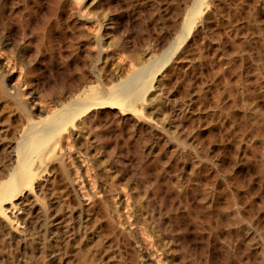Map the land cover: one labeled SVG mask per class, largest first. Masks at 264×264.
I'll use <instances>...</instances> for the list:
<instances>
[{"label":"bare ground","instance_id":"obj_1","mask_svg":"<svg viewBox=\"0 0 264 264\" xmlns=\"http://www.w3.org/2000/svg\"><path fill=\"white\" fill-rule=\"evenodd\" d=\"M216 1L193 0L188 10L186 23L183 25L184 27L190 25V37L184 39V42L178 37L183 45L179 47V51L176 50L178 51L176 54L170 50L169 56L164 59L159 55L155 61L149 60L150 62L147 63L144 60L146 56L140 57L139 60L137 59L140 66L126 73L122 72L123 69L119 73L113 71L108 64L109 61H102L97 71L87 72V69L80 71L74 66L75 69L77 68L78 75L74 78L69 76L71 79L64 81L59 86V90L57 89L58 91L52 88L53 96L49 97L50 100L45 107L22 99L25 92L22 94L20 85L10 83L9 64H4L0 60V96L12 98L21 110L17 124L3 115L8 119V122L6 121L8 124L3 125L5 129L0 127V136L5 135L1 138H8L7 142L2 143L1 146L4 158L0 160V204L14 218L21 221H14L12 218L13 221H7L8 224L5 226L9 232L19 237L18 246L25 249L33 243V239L36 238L34 235L43 237L46 243L51 241L57 245L63 242L69 245L72 239L74 241L72 233H69V226L75 222L79 225L78 230L82 228L92 233L91 240L96 248L99 247L100 252V249L107 245L111 253L108 252L112 255V258L108 257L114 259L116 264L119 260L124 261L129 258L130 264L264 263L263 196H261L263 203L260 201L263 206L261 203L258 206L259 203L251 192V180L247 184L250 178L245 179V183L242 180L244 178L240 176V172L245 170L258 174L262 181L264 180V146L260 150L256 147L258 144H255L259 140L264 145V109L260 108L256 102L254 106L249 103L254 101L246 93L250 81L249 72L242 64L236 66L228 62V66L222 68L220 66L222 61L217 69L211 68L210 64L211 70L209 68L206 70L208 74L201 69L196 71L195 63L185 68V64L192 63L191 59L189 60L191 56L188 58L186 52L201 30L205 29L208 23L210 24V19L215 14ZM3 2L0 0V7ZM56 2L57 7L64 4V0ZM85 33L87 34V31ZM3 45L9 46V42L4 44L0 42V53H5ZM105 50L108 51V49ZM153 50L154 48L145 55H150ZM164 55L166 56V53ZM15 61L13 60L14 65H16ZM157 61L161 64L157 63L160 67L156 69L154 66ZM224 62L227 63L226 60ZM258 65L257 67L255 65L257 76L264 73V69L258 68ZM174 73L175 76L182 74L181 77H185V81L189 80V77L195 80L189 85L190 88L187 89L189 92L187 91V94L185 92L184 97H180L181 93L177 95L180 99L179 102H175V105L172 104L175 90L171 91L169 87L174 83L169 81ZM230 74L235 76L234 82ZM177 78L180 77L176 76ZM193 85L196 87L193 92L196 102H193V96H191ZM225 94L230 97L233 94L236 95L231 97L232 101H229L231 103L220 105L222 96ZM209 96H212L214 100L213 103L211 102L213 106L209 103ZM239 102L244 105L251 104L253 106L251 112L253 111L255 116L245 118L240 111L241 116L245 118L244 124L240 122L242 126L235 119L238 116L235 111L243 108L239 106ZM226 124L241 132L237 135L235 131L237 140H235L234 151L230 152L232 153L229 155L230 160L226 159L225 150H222L221 129ZM110 127L127 130L130 133L127 134L128 136L136 137L134 141L138 142H135L137 143L135 145L137 150L136 148L135 150L139 159L138 166H140L138 176H136L137 169L134 170L129 165L131 160L129 159V163L125 160L128 155L124 156L122 153L123 146L121 149V146L119 147V144L126 142L117 143L118 140L115 139L114 147H111L112 133L110 135V132L107 133ZM245 127L251 128V132H247ZM166 132L170 134L164 135ZM123 135L126 136L124 133ZM148 135L152 137L155 135L158 140L164 141V147L161 150L159 148L158 153L152 150L146 151L147 141L143 143L142 136L148 138ZM118 136L121 135L117 134L116 137ZM109 148H112L111 151L108 150ZM248 151L254 154L249 155ZM226 154L228 155L227 152ZM136 163L134 161L131 164ZM190 163H192V169H189L192 172L184 177L186 180H183L181 178L183 173L180 171L187 172ZM110 173H113L112 175L115 173V176H110ZM134 178L138 181L135 182ZM192 180L196 183L190 186ZM31 186L34 193L30 189ZM262 192L258 195H264ZM113 194L116 196L114 197ZM41 199H47V203L44 200V203L42 201L43 204H40ZM165 214L169 216L166 217ZM222 214L227 216L223 217ZM181 216L186 217V220L182 221ZM222 217L226 220L224 221ZM30 229L32 233L28 237ZM143 229L147 232L146 234L141 233ZM191 233L194 234L192 238L198 241L196 243L199 244V251L192 249L194 246L189 243ZM82 236L85 238L84 235ZM77 242L80 243L77 248H79L78 255L82 263L85 264L91 260L94 262L97 257L95 253H92L89 247L87 248V244L82 246V240ZM192 242L191 244L194 245ZM50 248L54 249V247ZM124 253H128L129 258L124 256ZM104 254H106L105 251ZM164 257L169 258L170 261L163 259ZM59 259L62 262L66 260V257L61 256Z\"/></svg>","mask_w":264,"mask_h":264},{"label":"rangeland","instance_id":"obj_2","mask_svg":"<svg viewBox=\"0 0 264 264\" xmlns=\"http://www.w3.org/2000/svg\"><path fill=\"white\" fill-rule=\"evenodd\" d=\"M2 1H4L3 2L4 5L2 4V6L4 8H2V6L0 7V42L3 44L9 42V46L3 45V48H4L3 50H5V53H0V60L4 64H9L8 67H9L10 71H9L8 75H9L10 83L13 85H16V86L20 85V89L22 91V94L25 92V94H23V96H22V99L28 100L32 103H36V104H38L40 106H44V107H45V104H47V101L50 100L49 97L53 96L52 93L54 91H58L59 86L64 81L70 80L71 78H74L76 75H78L77 68H79L80 71H85L86 69H87L86 70L87 72L92 71V70L97 71L100 68L102 61H107V62L109 61L108 64L110 65V67L112 68L113 71H115V72L117 71L119 73L123 69L124 71H122V72H124V73H126L128 71L130 72L131 70H133L137 66H140V64L137 63L138 62L137 59L139 60L140 57L146 56L144 58L146 63L153 61V60L155 61L159 57V55H161L160 57H162L164 59L165 57L169 56L170 50L176 54L180 50V48L182 47V45H183L182 43L186 39H188L187 37H190L189 36L190 35L189 34L190 25H188V27L186 25L185 26L186 28L183 25L186 23L185 21L188 17V10L191 8L193 0H145V2H144V0H64V4H62L61 7H57V2H56L57 0H53V1L52 0H2ZM217 5H218V8H217ZM53 8H55V9L53 10ZM214 13L216 14V15L215 14L213 15L214 19H212L213 17H211L210 24L208 23L204 27L205 29L201 30V32L198 34V37L195 38V40H194L195 42L193 41V43L189 46L186 54H187L188 58L191 56L189 58V60L191 59L192 63L191 64L187 63L188 65L185 64V68H187L188 66L195 63L196 64L195 67H197V69L195 68L196 71H199L201 69V70H204L205 73L208 74V71L206 72L207 68H209L210 70H211V68L217 69V67H220V66L222 68L223 67L226 68L228 66V62H232V63H234L233 65H236V66L242 64L243 67L245 68V70L247 69V71L249 72L248 79L250 81L247 79V82L248 81L249 82H248V87H247L246 93L248 96H250L249 98L251 100H254L251 102L249 99V101H250L249 103H251L253 106L256 104L257 105L259 104L260 106L259 105L258 106L260 108L264 109V106L262 107V105H264L263 104L264 103L263 102L264 101V99H263L264 98V94H263L264 93L263 92V90H264V73L257 76L256 75L257 72L255 70V65L257 67L259 62H260V64L258 65V68H260L262 70L264 69V0H217L215 2ZM185 16H186V18H185ZM42 18H44V19H42ZM85 18H87V19H85ZM47 20H49V21H47ZM52 20H54V21L52 22ZM50 23H51V25H50ZM44 24H45V26H44ZM40 25H42V26H40ZM45 27H47V28H45ZM40 28H41V30H40ZM51 28L53 30H50ZM85 31H87L88 36H86L87 34L85 33ZM179 31H181V32H179ZM78 33H80V35ZM82 34H84V36ZM39 36H41V37L39 38ZM185 36H186V38H185ZM178 37H180L179 40L182 39L183 42L179 41ZM175 40H176V42H175ZM41 41H43L44 44ZM69 41L71 43H69ZM99 42H101L100 43L101 45L99 44ZM179 42L181 45L179 44ZM192 45H194V46H192ZM42 46H43V48H42ZM84 46H85V48H84ZM76 48H77V50H76ZM153 48L155 50V51L153 50L155 53L152 51L150 55L149 54L145 55L148 53V51H151V49H153ZM172 48H173V50H172ZM174 48H176V49H174ZM105 49H108L109 52ZM74 50H76V51H74ZM176 50H178V51L176 52ZM173 52H171V53L173 54ZM165 53H166V56L164 55ZM133 55L134 56L136 55V56L133 57ZM137 55H139V56H137ZM61 56H62V58H61ZM199 56H200V58H199ZM215 56H216V58H215ZM17 57H18V59H17ZM136 57H138V58H136ZM202 57H203V59H202ZM11 58L14 61L16 60L15 61L16 65H14L13 60ZM53 58H54V60H53ZM133 58H134V60H133ZM211 59H213V60H211ZM10 60H11V62H10ZM93 60L95 62H93ZM225 60L227 63L224 62ZM234 60H235V62H234ZM19 61H20V63H19ZM221 62H222V64H221ZM241 62H243V63H241ZM157 63L160 65L161 62H158V61L156 62L155 66H154L156 69H157V67L158 68L160 67L159 65H157ZM197 63H198V65H197ZM219 63L221 64L220 66H219ZM70 64H71V66H70ZM210 64H211V68H210ZM199 65H200V67H198ZM74 66L77 68L75 69ZM215 66H216V68H215ZM259 66H261V67H259ZM90 68H91V70H90ZM64 73H65V75H63ZM75 73H77V74H75ZM173 75H172L173 78H171L172 77L171 76V77H169V79L171 78V80H169V79L168 80L171 83L173 81H174V83L176 82L175 84L172 83V85L169 86L171 91H174V90H175V92H176V90L178 91L176 93L174 92V96L175 95L176 96L172 97V99L174 101L172 104L175 105V102L177 103V101L180 99V97H184V95L187 94V91H188L187 89L190 88L189 85L191 83H194L195 80H194V78L192 79L191 77H189L190 75L189 76L187 75L190 79L186 80V81H185L186 78L181 77L182 74H180V73L176 75L177 77H180L177 79H176L175 73ZM230 75H232L230 77L232 78L231 80H233V82H234L235 76H233V74H230ZM69 76H71V78ZM204 76H205V78H207L206 74H204ZM233 77H234V79H233ZM261 78H263V79H261ZM175 80H177L179 82L177 83V81H175ZM182 80L184 81V84H183ZM190 80H192V81H190ZM188 82H189V84H188ZM218 82H220V81H218ZM51 83H52V85H51ZM196 83H197V81H196ZM173 86H174V88H173ZM193 86L194 87L191 88L192 89L191 92L193 95H191V96H193L192 97L193 102H196L195 101V94L193 93L194 89L196 87H195V85H193ZM251 86H252V89L254 87L253 91L251 89ZM179 87H180V89H179ZM181 87H183V89ZM46 88H47V90H46ZM52 88L54 89V91H51V90H53ZM248 88H250V89H248ZM183 90H185V91H183ZM185 92H186V94H184ZM253 92H254V94H253ZM180 93H181V95H180ZM177 95H180V97ZM233 95H236V94H233ZM209 97H210L209 103L212 105L214 100L212 99V96H209ZM231 97L228 94L223 95L222 96V102L220 103V105H222V104L225 105V104L231 103V102H229L230 100L232 101ZM7 98H9V97L7 96ZM7 98L0 96V127L3 129L6 128L4 126L6 124H8V123H6V121L8 119H10L14 124H17L19 122L20 115H21V110H20L19 106L16 104V102L12 98H9L11 101ZM44 98H45V100H44ZM174 98H175V100H174ZM257 99H259V100H257ZM210 100H212V101H210ZM256 100L259 102H257ZM12 101L14 102V104ZM225 102H227V103H225ZM255 102H256V104H254ZM196 104L197 103H195V105ZM248 104L244 105L242 103L240 104V102H239V106L243 107V108H241L239 110V108L237 107L238 108L236 110L237 112L235 111V113L238 115L235 117L237 123H239V124L243 123L244 119L249 118V116L255 117L253 115L254 112L253 111L251 112V110L253 109V106L251 104H249V105ZM46 108L50 109L49 106H46ZM195 108H197V106H195ZM247 108H249V109L247 110ZM244 109H246V110H244ZM240 111L243 115L240 114ZM242 111H244V113ZM246 111H249V112L245 113ZM250 112L252 113L253 116L251 115ZM3 115L4 116L6 115L8 117V119L5 118ZM241 115L245 118H243ZM246 115H248V117ZM239 120H241V121H239ZM2 121H3V123H2ZM216 122H218V121H216ZM241 126H242V124H241ZM226 127H228V124L224 125V128L221 129L222 133H223L222 150L223 151L225 150L224 153H225L226 159L230 160L231 156H229V155L232 154L230 152H232V150L234 151L235 144H236L235 140H237V135L240 134L241 132H240V130L236 131L235 128H231V125H229V127L232 130L228 127L226 129L228 131L225 132ZM187 128H186V130L189 131V129H187ZM245 128L244 129L246 131L248 130L247 132H249V133L251 132L250 131L251 128H248V127H245ZM238 129H239V127H238ZM111 130H113V131L111 132ZM183 130H184V128H183ZM114 131H115V133H113ZM119 131H121V132L119 133ZM122 131H123V129H120L118 127H112L111 129L107 130V133L110 132L109 135L112 133L110 135L111 139L113 141L111 143V147L112 148L114 147L113 143H114L115 139L118 140L117 143H120L121 141L126 142V143H121V145L119 144V147L121 146L120 147V149H121L123 146L122 153L124 154V156L128 155V158H126L125 160L128 163L131 160L129 165L132 166V168H134V170L137 169L136 170L137 173L136 172L135 173L137 174L136 176H138V171H139L140 166H138L139 165V162H138L139 159H138L137 153H136L137 147L135 146L137 144V143L135 144V142H138V141H134L136 139V137L134 138L131 135H129L130 136L129 137L127 134H130V133H128L127 130H124L123 132ZM125 131H127V132H125ZM188 131H186L185 133H187ZM235 131H236L237 135H236ZM116 132L118 135L119 134L121 135V136H118L119 138L116 137L117 136ZM247 132H246V134H247ZM123 133L126 134V136H124ZM249 133L247 135H249ZM168 134H170V133H167V132L164 133V135H166V136ZM224 134H225V136H224ZM227 135L229 138L230 137H234V138L228 139ZM122 136H123V138H122ZM146 136H142V137L144 140L143 143H146V141H147V143H146V145H148V146H146L147 152H149V150L150 151L152 150L156 153V151L159 148H160V150H161V148L163 149V147H164L163 142L164 141H162L160 139H159L160 140L159 141L155 135H153V137H152V135H148V138ZM1 137L4 138L5 135L1 134V136H0V160H2L4 158V154L1 150V146L5 142H7V140H8V138L3 139ZM2 139L5 141L3 142ZM119 139H120V141H119ZM122 139L125 141H123ZM151 140H154V141H151ZM129 141L131 142V146H129L130 145ZM226 141L228 142L227 145H226V143H227ZM256 142L257 143H255V144L256 145L258 144V146H256V147H259L261 150L264 145L262 144L261 141L259 142V140ZM122 144H125V145H122ZM126 144H128V145L126 146ZM151 145L152 146L154 145V146L151 147ZM224 145H225V147H224ZM92 146H93V144H92ZM189 147L190 146H188V148ZM228 147H229V149H226ZM112 148H109L108 150L111 151ZM130 148H131V150H130ZM135 148H136V150H135ZM123 150L125 152H123ZM160 150H158V151H160ZM158 151H157V153H158ZM226 152L228 153V155L226 154ZM248 154L252 155V154H254V152L250 153V151H248ZM257 157H259V156H257ZM126 161H125V164H127ZM134 161H135V163L137 161V163H136L137 165L134 164V165H136V167L134 165H132L134 163ZM191 165H192V163H190L188 165L187 172H186V170L183 172L180 171V173H183L186 175V176L183 174H182L183 176L181 175V178H183V180H186V178H184V177H187V175L191 174V172H192V170H190V169H192ZM189 170H190V172H189ZM243 171L240 172V174H241L240 176H241V178H244L242 180H244L245 183H246V180L248 178H250L247 181V184L251 180V184H250L251 192L253 193L254 198H256V202L259 203L258 206H260L264 202V201L262 202L261 196H263L262 198L264 200V195H258V194L259 193L261 194L262 191H263L262 193L264 194V180L262 181L261 177L258 174L246 172L245 170H243ZM110 172H111V170H110ZM172 173L174 174V172H172ZM176 173H178V172H176ZM112 174L110 173V176H115V173H114V175H112ZM242 176H245V177H242ZM252 176H253V178H251ZM126 178L128 179V177H126ZM134 180H135V182L138 181V179L136 180V178H134ZM134 180H132L133 183H134ZM261 182H263V183H261ZM190 183H192V184H190V186H192L196 182L194 180H192V181H190ZM260 183H261V185L263 184V186H261ZM139 184H140V182H139ZM253 184H254V186H253ZM140 186H141V188H143L142 185H140ZM32 187L33 186H31L30 189L33 192L34 189ZM199 189H201V188H199ZM114 195L116 196V194H113V196ZM44 200L41 199L40 204L42 203V201L44 203ZM45 202L47 203V199L45 200ZM261 206H263V204ZM222 208H224V207H222ZM220 211H222L221 208H220ZM180 212L181 211H179V213ZM165 215H166V217L169 216L168 214H165ZM11 216L12 215L5 210V207L0 204V220L2 221V222H0V224L2 223L1 228H0V264H83L79 258V255H78L79 248H77V247H79V246H77V245H80V243L77 242L78 240H80V241L82 240V242H81L82 246L87 244V248L89 247L91 252L95 253V255L97 256L96 257L97 261L95 259L94 262H93V260H91L85 264H116L117 263L114 261V259H111L112 258L111 257L112 255L110 254L111 251L108 249V247H106L107 245L102 247L100 249L101 250V252H100L98 249L99 247L96 248V245L91 240L92 233H90L89 230L85 231L82 228H80L79 230H81V229L82 230L79 231L78 230L79 225L76 224L75 222H72L71 225L69 226V230H70L69 233L70 234L72 233L71 236H72V238H74V241L72 239L73 242L72 241L69 242V245L73 244L72 246L70 245V247H69V245H66L63 242L58 243L57 245H55L56 244L55 242H51V241H49V243L48 242L46 243L44 241L43 237H38V235H34V237H36V238L33 239V243H31L32 245L30 244V245L26 246L24 249V247H20L17 245L18 244L17 241H18L19 237L17 235H15L14 233L9 232L8 229L5 227L8 224L7 221L11 222L14 220V221L21 222L20 220H17L13 216L12 217ZM221 216L226 217L227 214H222ZM262 217L264 218V216H262ZM12 218H13V220H12ZM180 219L182 221H185L186 217L182 218V216H181ZM223 220L225 221L226 218L225 219L223 218ZM4 221L7 223H5ZM74 225H76V226H74ZM141 227H140V229H142ZM191 227H192V225H191ZM72 229H74V231H72ZM29 231H30V233L27 231L29 234V235H27L28 237H30L31 233H32L31 229ZM7 233H8V235H7ZM11 233H12V235H11ZM141 233L146 234L147 232L144 231V229H143L141 231ZM192 234L193 233L190 234L189 243L191 246H194V247H192V249H194V250L196 249V251H199L200 247H199V244H197L198 241L193 239L194 234L193 235ZM82 235H84L85 238ZM13 237H15V238H13ZM80 237H83L84 239L83 238L80 239ZM87 237H89L90 239H88ZM190 238L192 241L194 240L193 242L191 241L194 245L191 244ZM165 242H166V240H165ZM44 243H45V245H44ZM92 243H93V245H92ZM88 244H89V246H88ZM61 246L63 248L65 247L64 248L65 250H67V249H69V250L66 252ZM50 247H52V248L54 247V249L52 250ZM59 247H60V249H59ZM74 247L76 248V250ZM103 248H104V251L106 254H104ZM106 250H107V252H106ZM52 251H53V253H52ZM58 254H59V256H58ZM61 254H64V255H61ZM127 254H125L124 256L128 257ZM61 256L66 257V260L65 261L63 260L61 262V259H59V257H61ZM108 256H110L111 258ZM67 257H69V258H67ZM75 257H78L79 259L77 260V258H75ZM129 259H126L124 261L119 260V263L121 264L123 262L122 264H125L126 261L127 262L129 261L128 263L126 262V264H130L131 262ZM163 259H166V258L164 257ZM167 259L169 260V258H167ZM172 259H173V257H172ZM70 260H71V262H70Z\"/></svg>","mask_w":264,"mask_h":264}]
</instances>
